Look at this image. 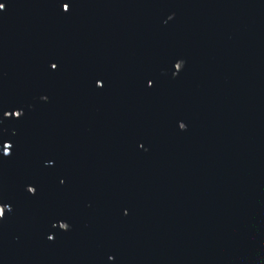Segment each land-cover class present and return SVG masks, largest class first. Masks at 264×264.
<instances>
[{"label": "water", "instance_id": "95a60500", "mask_svg": "<svg viewBox=\"0 0 264 264\" xmlns=\"http://www.w3.org/2000/svg\"><path fill=\"white\" fill-rule=\"evenodd\" d=\"M3 2L0 264H264V0Z\"/></svg>", "mask_w": 264, "mask_h": 264}, {"label": "snow or ice", "instance_id": "6c2138e0", "mask_svg": "<svg viewBox=\"0 0 264 264\" xmlns=\"http://www.w3.org/2000/svg\"><path fill=\"white\" fill-rule=\"evenodd\" d=\"M63 6H64V10L65 11H68L69 8H70V4L69 3H64ZM5 7H6V4L3 2V0H0V11H3L5 9ZM51 67L53 69H55V68L58 67V65L53 63L51 65ZM95 83H96L97 86L99 84L98 87L101 86V80L100 79H97L95 81ZM153 83H154V81L149 79V81H148L149 87H151L153 85ZM10 115L13 116V117H17L18 118V117H20L22 115V112L20 110H14V111H11V112H9V111H4L3 112V116H5V117H8ZM11 147H12V145H8V144L4 143L2 149H0V154H2V156H4V157L9 156L11 154L10 153V148ZM49 162H51V161H49ZM61 183H63V181H61ZM36 191H37V189H36L35 186L29 185L27 187V192L30 193V194H35ZM0 205H2L3 209H4L3 213H2V216H0V217H3V215L5 214V210L8 208V205L7 204H0ZM62 227H63V225H62ZM48 239L51 240V239H53V237L49 236Z\"/></svg>", "mask_w": 264, "mask_h": 264}]
</instances>
